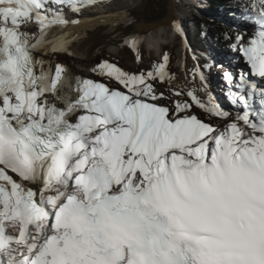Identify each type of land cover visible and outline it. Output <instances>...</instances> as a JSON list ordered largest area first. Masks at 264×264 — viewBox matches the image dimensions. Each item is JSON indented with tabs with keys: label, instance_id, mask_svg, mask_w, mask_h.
<instances>
[{
	"label": "snow or ice",
	"instance_id": "6c2138e0",
	"mask_svg": "<svg viewBox=\"0 0 264 264\" xmlns=\"http://www.w3.org/2000/svg\"><path fill=\"white\" fill-rule=\"evenodd\" d=\"M230 3L217 95L175 18L183 87L146 34L68 63L133 22L112 0H0V264H264V0Z\"/></svg>",
	"mask_w": 264,
	"mask_h": 264
},
{
	"label": "bare ground",
	"instance_id": "6f19581e",
	"mask_svg": "<svg viewBox=\"0 0 264 264\" xmlns=\"http://www.w3.org/2000/svg\"><path fill=\"white\" fill-rule=\"evenodd\" d=\"M146 1L150 0H124L121 6L112 8V10L116 11L127 10L133 22L130 25H122L115 29L98 28L89 35L86 44L82 47L81 59L76 61L70 60L68 63L76 67L84 68L98 61L101 54L108 53L113 55L117 53L123 57L125 62L130 63V66H134L132 64L135 61L133 53L128 48L122 46L123 38L130 34H146L141 50L145 49L150 54L155 53L157 56H161L166 45L175 44L179 39L170 27V21L175 18L183 25H186L189 19L196 18L194 16L195 13L199 12L201 14L202 12L200 11H206L211 5V0H151L153 1V6L152 8L150 7V10L152 9L151 13L154 16L150 19H144L138 16L140 18L136 21V12L140 13ZM161 8L163 11H161ZM89 14L86 13V15ZM190 25L189 27H194L192 23ZM197 26L200 28V24ZM177 55L182 65H184L185 48L183 43H181L180 48L177 50ZM213 83L215 86H212L219 87L218 84L216 86L215 81ZM211 90L215 93L213 88Z\"/></svg>",
	"mask_w": 264,
	"mask_h": 264
},
{
	"label": "rangeland",
	"instance_id": "374dc122",
	"mask_svg": "<svg viewBox=\"0 0 264 264\" xmlns=\"http://www.w3.org/2000/svg\"><path fill=\"white\" fill-rule=\"evenodd\" d=\"M123 2L124 0H112V8H114L115 6H121ZM152 6H153V1L151 0L146 1V4L144 5L140 13L136 12V21L140 17H143L144 19L152 18L154 16L151 13L152 9L150 10V7L152 8ZM232 6L233 5L231 3L223 4L220 0H216V7L220 11L222 17L225 16V13H226V16L229 19L236 18L237 22L240 23L241 21L238 18V14L233 15L232 12H226L225 10V9H230ZM161 11H163L162 8H161ZM204 15L202 13L200 14L199 12L195 13L194 16H196L197 19L196 18L189 19V21H187L186 25H183V27L187 33L188 42L190 43L191 48L196 52V55L199 57L200 64L210 65V71L207 72L208 83L211 86V88H213L215 93L217 95H220L221 88L223 85L221 73H223L225 70L236 71L239 65L235 61L234 55L233 53H231L230 50L227 51L225 48H223V45L221 46V45L210 43V41H212V38H211L212 36L204 34L203 29H202V32L200 33L201 29L197 25L200 23V20L204 17ZM191 23L194 26L193 28L189 27L191 26L190 25ZM187 27L189 30L187 29ZM246 28L248 29L249 32H251L252 30L251 27L246 26V25H240L239 27L236 28V30H234V35L236 32H238V30L243 32ZM181 43L182 41L179 38L175 44L166 45L164 47L163 52H167L170 55V58H171L170 70L176 74L178 78L176 82L180 86L183 87L185 84V80H186L185 75H184V70H183L184 65H182L180 58L177 55V50L180 48ZM141 53L144 57L143 65H141L142 67H147L150 63L160 58V56H157L155 53H152V54L148 53L147 50L145 49H142ZM101 59H109L113 62H117L118 64H120L121 66L125 68H136L138 66L135 61L132 63L134 64V66H130L131 64L128 62H125L123 57L118 55L117 53L113 55L108 54V53L101 54L98 60H101ZM193 63L194 61L192 60L191 53H189L187 57V67L191 68L193 66ZM214 81L216 82V86L218 84L219 87L217 88L214 87L215 86V84L213 83Z\"/></svg>",
	"mask_w": 264,
	"mask_h": 264
},
{
	"label": "trees",
	"instance_id": "16d2710c",
	"mask_svg": "<svg viewBox=\"0 0 264 264\" xmlns=\"http://www.w3.org/2000/svg\"><path fill=\"white\" fill-rule=\"evenodd\" d=\"M220 1L223 4L230 3V0H220ZM225 10L226 12H230L229 9H225ZM199 24L201 29L200 33L202 32L203 29L204 34L212 36L211 37L212 41H210V43L221 46L223 45V48H225L227 51H229L228 44L230 43V41L224 39V33H232L234 35V30L232 28H237L240 25H246L243 24L242 22L238 23L236 18L229 19L226 16V13L225 16L222 17L220 11L216 7V0H211V5L205 11V15L200 20Z\"/></svg>",
	"mask_w": 264,
	"mask_h": 264
},
{
	"label": "water",
	"instance_id": "95a60500",
	"mask_svg": "<svg viewBox=\"0 0 264 264\" xmlns=\"http://www.w3.org/2000/svg\"><path fill=\"white\" fill-rule=\"evenodd\" d=\"M200 12H202V11H200Z\"/></svg>",
	"mask_w": 264,
	"mask_h": 264
}]
</instances>
